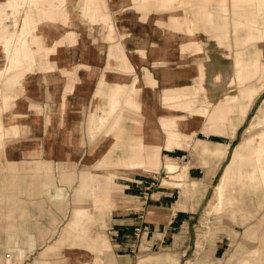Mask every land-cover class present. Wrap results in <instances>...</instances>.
<instances>
[{"label": "crops", "instance_id": "obj_1", "mask_svg": "<svg viewBox=\"0 0 264 264\" xmlns=\"http://www.w3.org/2000/svg\"><path fill=\"white\" fill-rule=\"evenodd\" d=\"M77 1L68 0L67 24H40L37 29L46 48L54 49L48 60L44 54L37 56L32 70L23 71L20 84L12 91H1L0 76V103L8 101L0 114V124L5 125L6 120L13 118L12 124H17L15 134L11 128L10 135L3 130L0 136V264H153L159 256L174 264L190 260L197 264H231L237 254L227 253L224 246L229 245L228 237L215 238L210 254L203 251L193 257L192 253L189 258L194 245L191 231L200 222L205 201L213 189L210 206L214 212L228 213L232 218L239 214L244 223L254 216L246 212L243 200L245 194L264 191L263 170H258L259 181L254 187H245L242 193H236L233 203L224 202L222 210H215L219 204L215 189L225 165L230 164L242 144L239 133L247 119L231 136H206L204 119L187 117L179 121L178 128L191 138V145L167 147V136L160 122L161 116L168 113L163 106V91L190 84V76L197 72V65L191 62L196 60L182 52L180 40H171L175 35L172 31L158 26L159 19L168 20L167 15L150 14L143 20L134 10L132 0H106L115 26L116 41L112 43L107 40L108 29L102 22L92 23L78 13L74 15ZM221 1L211 4V12L214 22L225 26L216 29L206 25L213 29L206 36L217 39L210 42L214 47L207 46L206 52L224 54L223 59L226 57L232 66L234 54L240 52L245 61L258 66L264 58V4L242 9L233 0H225L226 11H222ZM237 22L242 25L237 26ZM12 23V19L5 20L8 28L5 35L15 31ZM70 32L76 34L74 44L55 46ZM250 32L259 38L246 41ZM238 35L242 39L241 49L236 47ZM118 43L138 77L141 109L137 112L118 108L106 127L98 126L95 130L98 135L92 138L91 115L104 116L103 110L108 108V92L104 95L97 91L102 89L101 83L131 85L135 78L134 74L118 70L116 62L109 58L110 49ZM200 56L206 59L205 54ZM217 62L219 67L222 63ZM8 67L0 44V72ZM20 68L25 70L27 65ZM144 69L157 81L155 87L145 83ZM120 100L124 102V97ZM183 114L186 115L175 112L177 116ZM110 126L111 136L106 135ZM155 134L160 138L155 139ZM197 140H206L216 153L196 152ZM117 141L141 147L143 163L135 167L100 165ZM219 150L226 151L223 159H219ZM167 161L176 162L178 170L168 172ZM262 161L256 162L255 158L254 164L262 165ZM182 167H187L184 170L187 183L175 185L174 181L181 180L172 177H179ZM96 172L102 175L98 177ZM106 174H113L114 178L109 179ZM163 174L168 180L163 179ZM109 184L111 192L101 193L102 186ZM94 197L100 200L99 204L93 203ZM71 203L75 207L67 210L73 212L61 235L60 214ZM88 205H93L99 215L108 214L106 228L101 232L92 228L98 220ZM136 229L140 230L138 236ZM245 234L246 246L238 255L250 258L241 261L242 264H255L252 258L264 264L260 256L264 252L252 247L257 229L250 226Z\"/></svg>", "mask_w": 264, "mask_h": 264}, {"label": "rangeland", "instance_id": "obj_2", "mask_svg": "<svg viewBox=\"0 0 264 264\" xmlns=\"http://www.w3.org/2000/svg\"><path fill=\"white\" fill-rule=\"evenodd\" d=\"M18 5H19V12H15L13 10V4H12V11L10 9H6L4 12H7V18L6 20L10 21L11 19L13 20L12 23V28L15 29V31L12 32V34L5 35L7 37V39H1L0 37V44H2V49L3 52H5L6 54L11 55V58H13L14 55H17L18 53L20 54V60L22 57L25 58V60L19 63H12V68L10 70H6V74L5 73H1V82L6 84V81L8 79H10L11 77H19V79H21L22 75L24 72H28L31 71L33 63L36 61L37 56H42L44 53H48V55H50L54 49L52 48L51 50L46 48L44 39L42 38V36H39L36 32L38 27L40 26V24H49V23H57V22H61L62 24H67L70 18V11L68 10V0H54L53 3V7H55V11L57 12L55 14V17L52 19H48L44 16H42L41 14H39L37 12V8L39 7H43V6H47L45 3L42 2H37V4L33 3H29V0H16ZM133 2V8L134 10H136L137 12H139L142 15V19L143 20H147L148 16L150 14H156L159 16H163V15H167L168 16V20L167 21H163V20H158L157 24L158 26L164 27L169 31H173V32H178L181 35L183 34H188L189 31L187 30H177L176 28H174V23L176 18L182 19V16L180 14H176L175 10H178L182 7H185L188 12L189 15L191 13H195L196 7H199L201 5L203 6H208L209 10H212L211 8V4L212 3H216L218 4V2H216V0H200V2L198 1H192L191 3H187L185 2V4H181L180 1L178 0H166L165 2L162 0H132ZM42 3V5H40ZM39 5V6H38ZM52 4H49V6ZM87 6L89 12H82L81 9L79 8V6ZM0 9H4V7H0ZM52 10V9H51ZM64 10H68V17L66 18L63 15V11ZM74 15H76L77 13L80 14L83 18L88 19L90 22L92 23H100L102 22L104 25L107 26L108 29V36H107V40L110 42H115L116 41V36H115V26L113 24L112 21V17L111 14L109 12V8L106 5V0H78L77 4L74 6ZM77 14V15H78ZM109 14V18L108 20L105 19V15ZM22 16V21L20 22V18ZM104 16V17H103ZM22 23V25H21ZM109 24H113L114 27V34L110 35L109 32ZM20 28V30H19ZM213 29L210 28H205V30L203 29V33L199 30L198 31V36L200 37V43L201 45L204 46V48H206L207 46H209V48L214 47V45L210 42H212L213 39H216V37L213 38L212 35L210 36H206L207 34H212ZM196 33V30L191 31V33ZM5 34H8V28H7V32ZM204 35V36H203ZM36 37L37 42L33 40V38ZM8 41V46H7V41ZM217 40V39H216ZM241 36L238 35L237 36V48L241 49L243 44H240L241 41ZM76 42V34L75 33H67V35L60 40L59 42L56 43L55 46L57 45H62L65 43L68 44H74ZM221 43V42H220ZM6 44V45H5ZM23 45H25L28 49L27 52H25L23 50ZM30 47V48H29ZM9 49V52H7V49ZM13 48V51L11 50ZM194 48V45H190L187 47V52H189L191 49ZM30 50L32 51V53L30 52ZM32 54V57H28V55ZM248 55V54H246ZM263 55V53H262ZM232 56V55H231ZM48 60V56L45 57ZM109 58L114 60L117 64V69L120 70L123 73L126 74H134L135 75V69L133 68L132 70H126L125 67L121 68L120 67V62L122 60L129 62V58L128 55L126 54L122 44L118 43L116 45H114V47H112L110 49L109 52ZM224 58V54L220 53V52H207V58L205 59V61L199 65V67L197 68V73L201 74V72L204 71L203 66L206 63L210 64V70H211V75L208 79V81L210 82V84L213 86L212 89H210L209 93H205V92H201L198 93L195 96H189L191 98H184L181 101L182 103H188L189 101H193L195 105L202 107L204 109H206V113L201 112L200 114L195 113L190 111L188 108L184 107H179L174 109V112H185V114L180 115L179 118L182 120H185L187 117H197V118H202L204 119V134L206 136L209 135H222L224 134L225 136H231L232 134L235 133V131H237V129L244 123L241 131H240V141L242 144H244L245 142H249L247 145L248 150V157L252 156L254 159L257 157H255V153L257 151V149H259V145L262 144L261 148L264 147V58H262L261 60H259L258 62V66H256L255 68H251L250 73L248 74V77L246 78V80H244L243 76H242V69H241V65L243 64L242 60L245 59V56L243 53L240 52H236L234 54V62H233V66L232 64L226 59ZM213 60H216L213 62ZM217 61H220V63L223 64L222 68L224 69V72L229 73L232 78H233V82L232 83H228L222 76H220L216 71L219 67H221V65L216 66L217 65ZM10 61H8L9 63ZM13 62V61H12ZM212 63L214 65H212ZM191 64L195 65L196 63L194 62V60L191 62ZM22 65H27V68L25 70H20ZM5 70V69H2ZM24 71V72H23ZM216 72V74H215ZM11 75V77L9 76ZM214 75V77H213ZM144 81L147 85H149V77L150 78H154L152 73L148 70V69H144ZM135 80H137V76L135 75ZM155 79V78H154ZM133 80V81H135ZM152 80V79H151ZM156 81V80H155ZM200 82V80H199ZM156 85H157V81H156ZM150 86H152V84H150ZM133 87V85H125V88L123 90L122 93H120L119 98L122 99V96L124 97V102H122V100H120V106L119 108L124 107L125 110H136L137 112L140 111L139 108L137 107H131L128 108L129 106H127L125 104V99L128 96L129 93V89H131ZM218 87V88H216ZM106 88L107 87H103L104 92L106 93ZM111 89V86L110 88ZM183 90H189L188 88H182ZM180 89L175 90V92L179 91ZM1 91H7L5 88H2ZM244 91L246 93H249L251 91H254V96H246L245 100H241L240 99V94L241 92ZM167 90L163 91V106L166 108L167 111H173L172 110V103L171 102H166L164 100V95L167 93ZM195 97V98H194ZM216 99V100H215ZM228 100L233 101L234 103H237V105L234 107V110L231 111L230 113H228L227 115V120L223 121L218 119H211V116L213 114L214 109H216V107L222 106L224 105ZM241 102H244L242 104H240ZM10 103L13 104L10 100ZM179 103V102H178ZM247 105V110L244 111L246 105ZM118 114V113H117ZM120 118H124V116L120 117ZM110 120H112V116L109 118ZM115 119V118H114ZM125 119V118H124ZM46 122L48 121V118L45 119ZM7 122H10V120H6ZM14 121V120H13ZM110 121H106L105 123H102L101 126L106 127V124L109 123ZM90 123V122H89ZM213 123H217L219 124V126H221L220 129H217L215 131H208L209 127L213 124ZM247 125V127H246ZM166 136H167V145H168V133L167 130H165V128L163 127ZM109 132L106 133V135L111 136V126L108 128ZM15 134V133H14ZM98 135V133H94V135L91 134L92 138H95V136ZM132 135V134H131ZM183 143L182 144H186L187 140L189 139L186 135L181 136ZM206 141V140H205ZM204 141V142H205ZM184 146V145H183ZM174 148V147H173ZM220 151V150H219ZM226 151L222 150L220 151V158L219 159H223L224 158V153ZM216 153V151H215ZM213 154V153H212ZM210 154V155H212ZM110 155H112V157L109 156V153L106 154V156L103 158V160L101 161L100 165H104V166H111L112 164H116V165H120V166H125V167H133L134 165L129 164L130 162H128L127 158H125V160H117V154L116 151L112 154L110 153ZM119 158H123V153H120V157ZM264 158V154H262V157ZM207 160V159H205ZM250 160L245 161L244 164V169L245 171H250L251 167L253 168V165L251 163H249ZM253 161V160H252ZM206 162V161H205ZM255 162V160L253 161V163ZM256 162H259L258 160H256ZM260 163V162H259ZM262 163H264V161H262ZM260 165V164H259ZM178 166V165H177ZM226 167V165H225ZM263 167V174H264V164H262ZM62 169V168H60ZM187 167H182L180 170L181 174L179 175V177H172V179L175 180V178H177V180H181V182H175L173 184L175 185H182L185 186L186 185V179H185V171H186ZM178 170V168H177ZM185 170V171H184ZM165 172V171H164ZM98 174V177H100L102 174L101 173H95ZM107 175V174H106ZM104 176V175H103ZM109 179H113L114 175L113 174H108L107 175ZM166 175L163 174V179L168 180V178H165ZM167 176H170L169 174ZM264 178V175H261ZM97 177V176H96ZM106 177V176H105ZM95 179V177H93ZM162 179V180H163ZM163 183V181H161ZM102 183H106V182H102ZM109 188V189H108ZM111 184H109L108 186H102V190L101 193H105L107 191L111 192ZM217 188V187H216ZM108 189V190H107ZM216 191V189H215ZM73 192V191H72ZM213 193H214V189L212 190L209 198L205 201V206H204V211L201 214L200 217V222L197 223V225L195 226L194 230L191 231V238H192V242H194V245L192 244L191 248H190V255L189 258H192V253H194L193 257H197L198 253H202L203 251L206 253H211L214 250V240L215 238H219L220 240H222L223 237H228L229 239V245L228 246H224L226 247V251L227 253H236L237 254V259L234 260L233 262H231V264H242L244 261V259H248L249 256H239V251L243 250V248L246 246V241H244V237H245V230L252 226L254 228L257 229V239H253L256 243L252 246V247H257L260 248V250L262 251V253L264 252V244L262 242V235L264 233V205H262L261 203H264V191L263 192H259L258 194H245L244 195V208H246V212H251L252 215H254L253 217H251L246 223H244L241 220V217L239 214H236L234 216V218H232L230 216V214L228 213H216L211 209L210 204L212 203V199H213ZM75 198L74 196L72 197V202L75 203ZM223 205V206H222ZM220 205L218 204V206L216 207L215 210H222L224 208L225 203L223 202V204ZM75 206L72 207V203L69 204V206L67 205V208L64 210V208H62L61 211V220H60V232L61 235L63 233V230L65 229V227L67 226L68 221L70 220L71 216H72V212L73 211H69L67 212V210L69 209H74ZM90 211L95 214L96 219L98 220L96 223L93 224L92 228L94 229V231L96 232H101L99 230H104V228H106V217H107V213H103L102 215H99V212L95 211V208L93 207V205H88L87 206ZM64 210V211H63ZM16 215V214H15ZM49 214H46V216ZM50 216H52V214H50ZM106 237V236H105ZM260 237V238H259ZM196 242V243H195ZM244 242V243H243ZM63 248H68V246H63ZM261 257L264 258V254L260 255ZM158 257V256H155ZM159 260L158 262L154 261L153 264H174L171 262H168L164 259L161 258V256H159ZM234 258V256H232V259ZM250 258V257H249ZM142 259V258H141ZM140 261V260H139ZM138 261V262H139ZM251 261H253V263L255 264H260L256 259H251ZM138 264V263H137ZM186 264H197L195 261H188ZM225 264V263H224Z\"/></svg>", "mask_w": 264, "mask_h": 264}, {"label": "bare ground", "instance_id": "obj_3", "mask_svg": "<svg viewBox=\"0 0 264 264\" xmlns=\"http://www.w3.org/2000/svg\"><path fill=\"white\" fill-rule=\"evenodd\" d=\"M28 1V0H27ZM54 0H29V3L33 4H37V2H42L45 3L47 6H43V7H39L37 8V12L39 14H41L42 16L48 18V19H52L55 17V14L57 13L55 11V7H53V2ZM162 1H166V0H162ZM180 1L181 4H185V2L187 3H191L194 0H178ZM195 1H200V0H195ZM234 4L236 7H240L242 9H246V8H250L253 5H257L262 6V4H264V0H233ZM42 3L40 5H42ZM225 0L221 1V9L222 11H226V7H225ZM12 4H13V10L17 13L20 11L19 9V5L17 3L16 0H7L6 2L2 1L0 2V7H4V9H0V34H1V39H7V37L5 36V33L7 32V26H5V20L7 18V12H4L6 9H10L12 11ZM49 4H52L49 6ZM39 6V5H38ZM79 8L81 9L82 12H89L87 6L83 5V6H79ZM52 9V10H51ZM176 14H180L182 16V19L176 18L175 23H174V28H176L177 30H187L189 31V33L183 34L182 36H176L177 34L181 35L178 32H173V34H175L171 40L173 41H181V50L183 53H189L193 59L196 60V69L199 67L200 64H202L205 59H202L200 55L205 54L206 58H207V52L204 48L203 45H201L200 43V37L198 36V31L200 30L201 32L203 31V29L205 30L206 25H209L213 28L216 29H221L223 28L225 25L222 24L220 26L217 25L216 22H214L213 20V13L211 12V10H209L208 6H199L196 7L195 13H191L189 15L188 10L185 7H182L178 10H175ZM63 15L67 18L69 15L68 10H64ZM104 17V16H103ZM109 18V14L105 15V19L108 20ZM242 25L241 22H237V26ZM196 30V33H191V31ZM109 32L110 35L112 37V35L114 34V27L113 24H109ZM203 33V32H202ZM204 36V35H203ZM259 36L257 34H254L252 32L249 33L248 37L246 38L247 40H256L258 39ZM34 41L37 42L36 37L33 38ZM7 41V40H6ZM6 45V44H5ZM8 41H7V46H8ZM190 45H194V48L191 49L189 52H187V47ZM23 50L25 52L28 51L27 47L25 45H23ZM2 47V44H1ZM3 48V47H2ZM30 48V47H29ZM7 49V48H6ZM3 50V49H2ZM13 51V48L11 49ZM7 52H9V49H7ZM30 52L32 53V51L30 50ZM5 58L8 61H10L8 63L9 67L5 70H1V73H5L6 74V70L8 72V70H10L12 68V63H19L25 60L24 57L21 58L20 60V54L18 53L17 55H14L12 59L11 55L10 58L9 54L5 53ZM45 57H49L48 53H44ZM28 57H32V54L28 55ZM42 57V56H41ZM13 61V62H12ZM243 64L241 65V69H242V76L244 78V80H246V78L248 77V74L250 73L251 68H255L251 65L250 61H245L242 60ZM6 63V62H5ZM120 67L123 68L125 67L126 70H132L134 68V66L132 65V63L127 62L124 60H122L120 62ZM204 71L201 72V74L196 72L195 76H190V80L191 83L184 85V86H173L170 88H166L165 90H167L168 92L164 95V100L166 102H171L172 103V110L173 111H168V113H166L167 115H163L160 118V122H161V126L165 128V130H167L168 133V145L167 147L169 148H173V147H183V141L181 136L183 135V133L179 130L178 126H179V121L182 120L179 118V116L175 115L174 109L179 108V107H186L188 108L190 111L195 112V113H206V109L199 107L197 105L194 104L193 101H189L188 103H182L181 101L184 98H191L189 96H195L198 93L201 92H205V93H209L210 89L213 88V86L210 84V82L208 81L210 75H211V70H210V64L206 63L204 66ZM220 76H222L223 78H226L225 80L228 83H232L233 82V78L229 73L224 72V69L221 67H219L216 71ZM215 72V74H216ZM2 76V75H1ZM187 78H189V75L186 74ZM214 77V75H213ZM152 79V80H151ZM104 80V79H103ZM135 80V79H134ZM200 80V82H199ZM20 79L19 77H11L10 79H8L5 83H1L3 88H5L7 91H12L14 89V87L18 86L20 83ZM138 82V77L137 80L132 82L133 87L131 89H129V93L128 96L125 99V104L127 106H129L128 108L131 107H137L139 109H141V104L138 100V96L141 92V88L139 86H136V83ZM103 87H107L106 88V93L108 92V108L106 110H103V115H91V120H90V133L92 135H94L95 130L98 128V126H101L102 123H105L106 121L109 120V118L114 115L119 106H120V98L119 95L120 93L123 92L125 85L126 84H115L114 86L111 85V89L110 85L106 84V82L104 81L103 83H101ZM152 84V88L156 86V81L154 78H150L149 77V85ZM102 87V89H103ZM100 88V87H99ZM182 88H188L189 90H183ZM218 88V87H216ZM97 89V91L99 90V93H103L104 95L106 94L104 92V90ZM180 89L179 91L175 92V90ZM254 91H251L249 93H246L244 91L241 92V96L240 99L241 100H245L246 96H254ZM97 95V94H96ZM195 98V97H194ZM179 102V103H178ZM244 102H241L240 104H242ZM7 104L8 101H5L4 104L0 103V114L3 112V109L7 108ZM237 105V103H234L233 101L228 100L224 105L216 107V109H214L213 114L211 116V119H220L223 121L227 120V115L228 113H230L231 111L234 110V107ZM246 105V103H245ZM14 107V106H13ZM247 110V105L244 109V111ZM102 112V111H101ZM15 118L11 119L10 122H5V125L0 124V136L3 133V130H6L7 134L10 135V131L11 128L13 129V134L16 133L15 129L17 124H12ZM117 123V122H116ZM221 126H219V124L217 123H213L208 131H215L217 129H220ZM94 132V133H93ZM193 133V132H192ZM185 135V134H184ZM187 136V135H186ZM189 139L187 140L186 144L189 143L190 141V137L187 136ZM155 139L160 138L159 134H155L154 135ZM116 139V138H115ZM117 140V139H116ZM191 143V142H190ZM189 143V144H190ZM194 143V142H193ZM191 145V144H190ZM190 145H186L187 147ZM262 144L259 145V149H257L255 153V157H257L256 160H258L259 162H261V157L262 154H264V147L261 148ZM158 147V146H156ZM218 148V146H217ZM194 149L196 152L198 153H202L203 155L205 154H211L214 151V148L210 146L209 143L207 142H203L201 140H197L196 143L194 144ZM120 150V153H123V158H119L120 154L118 155L117 152V160L121 161V160H125V158H127L128 162H130L129 164L134 165L133 167L139 165L140 163H143V159H142V148L138 147V145H134L133 143L130 144H120L119 141L116 142V144L114 145L113 149H111L109 151V156L112 157V155H110V153H114L115 151ZM248 153L245 150V146L244 144H241L238 146V148L235 150V153L233 155V158L230 162V164H228L224 170L223 176L220 180V182L217 185L216 191H215V197H216V201H218V203L220 205L223 204V202L226 203H233L234 199L236 197V193L240 192L242 193L246 188L254 187V185L257 184V182L259 181V174H258V170H262L263 167L262 165H256L253 163V161L255 160L252 156L248 157L247 156ZM249 161V163H251L253 165V168L250 171H245L244 169V164L245 161ZM253 160V161H252ZM165 168L167 169L168 172L170 173H174L178 166L177 163L174 161H167L166 162V166ZM236 188V190L234 189ZM232 189L233 192H232ZM93 203L95 205L100 203V200L97 199L96 197H94ZM223 206V205H222Z\"/></svg>", "mask_w": 264, "mask_h": 264}, {"label": "built area", "instance_id": "obj_4", "mask_svg": "<svg viewBox=\"0 0 264 264\" xmlns=\"http://www.w3.org/2000/svg\"><path fill=\"white\" fill-rule=\"evenodd\" d=\"M139 231H140L139 229H136V236H138Z\"/></svg>", "mask_w": 264, "mask_h": 264}]
</instances>
